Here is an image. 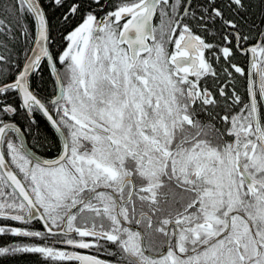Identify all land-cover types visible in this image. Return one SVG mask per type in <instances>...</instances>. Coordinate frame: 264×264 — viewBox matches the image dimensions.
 <instances>
[{"label":"snow or ice","instance_id":"1","mask_svg":"<svg viewBox=\"0 0 264 264\" xmlns=\"http://www.w3.org/2000/svg\"><path fill=\"white\" fill-rule=\"evenodd\" d=\"M0 264H264V0H0Z\"/></svg>","mask_w":264,"mask_h":264}]
</instances>
